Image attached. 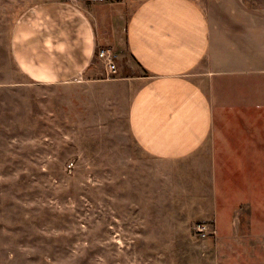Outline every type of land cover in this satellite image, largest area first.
Returning <instances> with one entry per match:
<instances>
[{
    "label": "rangeland",
    "instance_id": "rangeland-1",
    "mask_svg": "<svg viewBox=\"0 0 264 264\" xmlns=\"http://www.w3.org/2000/svg\"><path fill=\"white\" fill-rule=\"evenodd\" d=\"M193 1L234 52L263 40L264 0ZM24 5L0 0V264H264V229L248 215L225 229L229 207L207 172L137 146L131 89L104 80L95 57L64 83L19 69L9 32Z\"/></svg>",
    "mask_w": 264,
    "mask_h": 264
},
{
    "label": "crops",
    "instance_id": "crops-1",
    "mask_svg": "<svg viewBox=\"0 0 264 264\" xmlns=\"http://www.w3.org/2000/svg\"><path fill=\"white\" fill-rule=\"evenodd\" d=\"M24 6L9 32L21 71L43 84L82 79L94 70L97 46L112 47L121 60L112 81L131 89L128 128L137 146L169 167L207 172L229 207L225 229L231 222L237 230L234 220L246 215L264 229V34L250 49L240 40L244 49L234 52L193 0ZM219 217L208 218L220 230Z\"/></svg>",
    "mask_w": 264,
    "mask_h": 264
},
{
    "label": "built area",
    "instance_id": "built-area-1",
    "mask_svg": "<svg viewBox=\"0 0 264 264\" xmlns=\"http://www.w3.org/2000/svg\"><path fill=\"white\" fill-rule=\"evenodd\" d=\"M69 1H77V0H69ZM95 58L97 61L100 62L103 71V79L104 80H115L119 78V56L117 53L112 49V47H105V46H97L95 51ZM196 231L199 235L205 236L212 231L208 230L205 224H199L196 226Z\"/></svg>",
    "mask_w": 264,
    "mask_h": 264
}]
</instances>
